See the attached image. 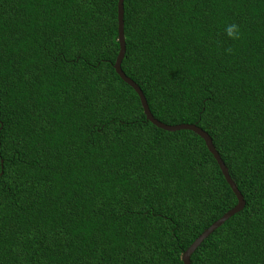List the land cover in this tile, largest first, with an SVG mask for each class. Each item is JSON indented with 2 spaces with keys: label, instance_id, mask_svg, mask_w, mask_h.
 <instances>
[{
  "label": "trees",
  "instance_id": "1",
  "mask_svg": "<svg viewBox=\"0 0 264 264\" xmlns=\"http://www.w3.org/2000/svg\"><path fill=\"white\" fill-rule=\"evenodd\" d=\"M123 20L124 74L245 201L191 264H264V0H124ZM117 38V0H0V264H182L236 205L198 135L146 120Z\"/></svg>",
  "mask_w": 264,
  "mask_h": 264
},
{
  "label": "water",
  "instance_id": "2",
  "mask_svg": "<svg viewBox=\"0 0 264 264\" xmlns=\"http://www.w3.org/2000/svg\"><path fill=\"white\" fill-rule=\"evenodd\" d=\"M124 0H117V32H118V44H119V52L116 57L115 63L113 65V68L116 72V74L119 76V78L126 83L128 86H130L138 95L141 107L143 109L144 115L146 117V120L149 121L152 125L155 127L162 129L167 132H176L180 130H186L191 131L198 135L205 143V146L207 147L210 154L213 156L214 160L216 161L226 183L229 185L230 189L232 190L233 194L236 197L237 203L236 205L226 212L220 219L215 221L210 227H208L206 230H204L201 235H199L194 242L183 252L181 255V261L182 264H191L190 258L191 255L194 253V251L197 249V247L202 243L203 240H205L214 230H216L218 227H220L225 221H227L229 218H231L234 214L240 212L244 205L245 201L243 196L241 195L240 191L237 189L235 183L231 179L228 169L225 166L224 162L222 161L220 155L216 151L211 137L203 131L201 128L194 124H180V125H174L169 126L165 125L158 120H156L152 113L150 112V109L148 107V104L146 102L145 96L142 93L141 89L138 87V85L128 78L124 72L121 69V62L125 55V39H124ZM2 172L0 173V175Z\"/></svg>",
  "mask_w": 264,
  "mask_h": 264
},
{
  "label": "clouds",
  "instance_id": "3",
  "mask_svg": "<svg viewBox=\"0 0 264 264\" xmlns=\"http://www.w3.org/2000/svg\"><path fill=\"white\" fill-rule=\"evenodd\" d=\"M224 31L230 40L238 41L242 38L241 27L236 23L227 24ZM227 51L231 54L233 49L229 48Z\"/></svg>",
  "mask_w": 264,
  "mask_h": 264
}]
</instances>
